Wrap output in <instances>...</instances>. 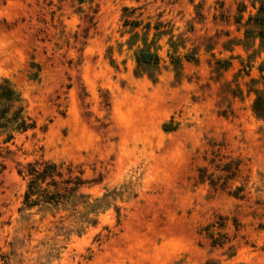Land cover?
I'll return each mask as SVG.
<instances>
[{"label":"rangeland","instance_id":"rangeland-1","mask_svg":"<svg viewBox=\"0 0 264 264\" xmlns=\"http://www.w3.org/2000/svg\"><path fill=\"white\" fill-rule=\"evenodd\" d=\"M262 4L0 0L36 125L0 139V264H264ZM45 160L83 173L76 202L27 208Z\"/></svg>","mask_w":264,"mask_h":264},{"label":"trees","instance_id":"trees-1","mask_svg":"<svg viewBox=\"0 0 264 264\" xmlns=\"http://www.w3.org/2000/svg\"><path fill=\"white\" fill-rule=\"evenodd\" d=\"M260 12H264V0ZM252 20V19H251ZM260 19H256L258 24ZM138 62L148 66H159L158 54L141 52ZM255 112L264 118V101L258 99ZM36 128L35 123L26 115V106L21 96L7 80L0 81V139L4 145L14 144L19 135ZM27 179L25 205L32 209L43 206H62L76 202L81 189L87 185L83 173L72 165L57 164L52 161H36L19 170ZM91 206V204H89ZM89 206V207H90Z\"/></svg>","mask_w":264,"mask_h":264}]
</instances>
